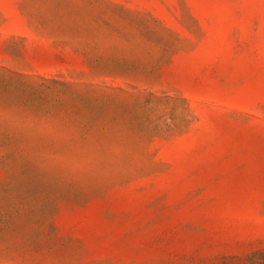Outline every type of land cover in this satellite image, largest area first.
<instances>
[{
  "label": "rangeland",
  "instance_id": "obj_1",
  "mask_svg": "<svg viewBox=\"0 0 264 264\" xmlns=\"http://www.w3.org/2000/svg\"><path fill=\"white\" fill-rule=\"evenodd\" d=\"M0 264H264V0H0Z\"/></svg>",
  "mask_w": 264,
  "mask_h": 264
}]
</instances>
